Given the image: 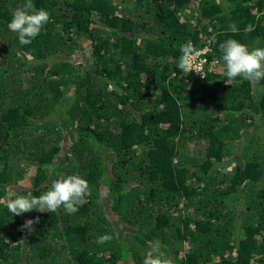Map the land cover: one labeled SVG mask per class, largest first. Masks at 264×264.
Here are the masks:
<instances>
[{"label":"trees","instance_id":"1","mask_svg":"<svg viewBox=\"0 0 264 264\" xmlns=\"http://www.w3.org/2000/svg\"><path fill=\"white\" fill-rule=\"evenodd\" d=\"M24 3L0 0V264H143L155 241L172 264H264V80L227 84L219 49L264 48V0H32L50 20L21 45ZM188 40L202 79L176 68ZM73 174L76 213L7 210Z\"/></svg>","mask_w":264,"mask_h":264},{"label":"clouds","instance_id":"2","mask_svg":"<svg viewBox=\"0 0 264 264\" xmlns=\"http://www.w3.org/2000/svg\"><path fill=\"white\" fill-rule=\"evenodd\" d=\"M49 20L48 11L36 9L32 0H25L23 6L13 12L8 28L17 33L21 45H29L41 33ZM228 29L232 33L239 31L235 23L229 24ZM252 30L251 25L244 29L245 32ZM210 41L215 43L216 36L213 35ZM201 49H195L191 40L181 44L179 47L181 55L176 68L186 75L192 71L199 73L194 65L198 59L196 50ZM219 49L225 67L223 75L226 77L227 84H231L238 77L246 81L264 80V48L257 47L249 50L236 39H227L219 45ZM90 194L88 182L79 175L73 174L53 180L49 190L39 196H34L31 191L26 195H17L7 201L6 207L9 213L15 216H21L33 210L56 212L61 207L67 214H74L78 211V206L82 205ZM38 222V217L35 220L28 219L21 225V230L32 231L33 224ZM111 239L110 235L104 234L97 238V243L104 244ZM161 248L159 241L152 242L150 252L145 256L143 264H172Z\"/></svg>","mask_w":264,"mask_h":264},{"label":"built area","instance_id":"3","mask_svg":"<svg viewBox=\"0 0 264 264\" xmlns=\"http://www.w3.org/2000/svg\"><path fill=\"white\" fill-rule=\"evenodd\" d=\"M196 51L198 53V59L194 65V67H195V70L198 71L200 74L195 72V71H192L191 73L193 75H195L196 77H199L200 79H202L203 78V71H204V68L207 64L206 53L208 50L206 48H203L201 50H196ZM213 63H215V62L210 63V65H212Z\"/></svg>","mask_w":264,"mask_h":264},{"label":"rangeland","instance_id":"4","mask_svg":"<svg viewBox=\"0 0 264 264\" xmlns=\"http://www.w3.org/2000/svg\"><path fill=\"white\" fill-rule=\"evenodd\" d=\"M221 70V69H218V71Z\"/></svg>","mask_w":264,"mask_h":264}]
</instances>
